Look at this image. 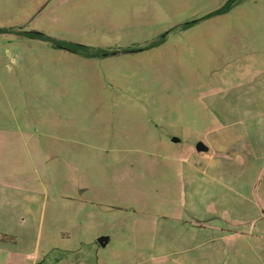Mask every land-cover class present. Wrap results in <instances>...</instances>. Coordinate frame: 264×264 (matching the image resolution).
<instances>
[{
  "label": "rangeland",
  "instance_id": "374dc122",
  "mask_svg": "<svg viewBox=\"0 0 264 264\" xmlns=\"http://www.w3.org/2000/svg\"><path fill=\"white\" fill-rule=\"evenodd\" d=\"M227 1L0 0V117L32 131L11 138V179L41 171L58 190L68 182L75 199L49 195L42 228L67 232L71 251L44 247L26 264H181L158 253L154 229L156 216H178V185L173 178L167 201L149 195L146 164L177 165L216 124L205 98L264 65V0L210 16ZM228 252L226 264H264V245L250 236L234 237Z\"/></svg>",
  "mask_w": 264,
  "mask_h": 264
},
{
  "label": "crops",
  "instance_id": "0c3cea01",
  "mask_svg": "<svg viewBox=\"0 0 264 264\" xmlns=\"http://www.w3.org/2000/svg\"><path fill=\"white\" fill-rule=\"evenodd\" d=\"M243 78L205 98L216 124L195 135L203 139L206 151L190 145L177 156V165L146 164L152 177L149 195L167 201L173 178L178 185V216H156L154 229L158 253L181 264H226L229 241L236 236H250L255 245H264V65ZM16 124L13 131L8 119L0 117V233L16 237L14 243L0 240V264H26L27 257L36 259L44 247L71 251L67 232L42 229L49 195L57 201L75 200L67 193L68 182L58 190L57 180H44L41 171L23 181L11 179V154L17 153L11 150V138L32 134ZM34 152L42 153L37 142ZM86 190L83 201L88 199Z\"/></svg>",
  "mask_w": 264,
  "mask_h": 264
},
{
  "label": "trees",
  "instance_id": "16d2710c",
  "mask_svg": "<svg viewBox=\"0 0 264 264\" xmlns=\"http://www.w3.org/2000/svg\"><path fill=\"white\" fill-rule=\"evenodd\" d=\"M238 2H239V0H228L226 2V6L224 8H222L220 10H217L216 12L212 13L210 16L226 13L231 8H233ZM192 24L193 23L186 24L185 28H189L190 26H192ZM0 30H1V33L5 32L4 29H0ZM24 34L26 36L30 37V38L42 40V41H45V42H50L54 46L66 49V50H68L70 52H73V53L78 54V55L83 56V57L92 58V57H96V56H100L101 55V53H100L101 51L94 50L93 48H91V47H89L87 45L74 43V42L60 41V40H57V39L52 38L50 36H47V35H45L44 33H41V32H24ZM0 240L4 241V242H12V243H14L15 240H16V237H14L12 235L0 233Z\"/></svg>",
  "mask_w": 264,
  "mask_h": 264
},
{
  "label": "water",
  "instance_id": "95a60500",
  "mask_svg": "<svg viewBox=\"0 0 264 264\" xmlns=\"http://www.w3.org/2000/svg\"><path fill=\"white\" fill-rule=\"evenodd\" d=\"M0 34H1V30H0ZM196 148H197V151L199 152L207 150V148L204 146L202 142H199ZM109 240H110L109 237L104 236V237L99 238V243L104 247L108 244Z\"/></svg>",
  "mask_w": 264,
  "mask_h": 264
}]
</instances>
